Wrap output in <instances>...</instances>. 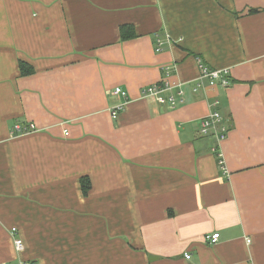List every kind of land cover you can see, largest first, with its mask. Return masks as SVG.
Segmentation results:
<instances>
[{"label":"crops","instance_id":"0c3cea01","mask_svg":"<svg viewBox=\"0 0 264 264\" xmlns=\"http://www.w3.org/2000/svg\"><path fill=\"white\" fill-rule=\"evenodd\" d=\"M168 66L175 109L142 96ZM0 264H264V0H0Z\"/></svg>","mask_w":264,"mask_h":264},{"label":"built area","instance_id":"2783aa9c","mask_svg":"<svg viewBox=\"0 0 264 264\" xmlns=\"http://www.w3.org/2000/svg\"><path fill=\"white\" fill-rule=\"evenodd\" d=\"M156 47L158 51H161L163 47L162 41L159 39L156 42ZM200 67V79L202 82L203 79L210 82L211 85L220 84L223 87H229L231 84L230 81V71L228 69H211L210 67L204 65L203 63L199 64ZM175 66H168L166 68V76L158 83L148 86L142 92L144 98H154L162 106H167L171 109H175L183 105L186 100V91L185 84L173 80V73L175 71ZM202 84V83H201ZM194 93L198 92L197 88H194ZM113 96L121 98L123 101L114 105L111 108V116L114 120H117L121 113H123L127 106L130 104V97L128 92L124 91L122 88H116L112 92ZM199 130L201 136H210L217 139L219 143L225 141L229 135V127L225 118L218 111L211 112L208 116L203 118L199 125ZM37 131V128L34 124H29L27 126L15 125L12 134L14 135H23L31 132ZM65 136H68L67 131L64 132ZM16 230H13V233ZM220 239V234L216 233L210 236H207L208 242L211 244H216ZM24 244L22 239L15 240V248L17 252L23 250Z\"/></svg>","mask_w":264,"mask_h":264},{"label":"trees","instance_id":"16d2710c","mask_svg":"<svg viewBox=\"0 0 264 264\" xmlns=\"http://www.w3.org/2000/svg\"><path fill=\"white\" fill-rule=\"evenodd\" d=\"M121 36L122 40H128L136 37V34L133 32L132 26L126 25L121 28ZM19 68L21 76H30L35 73L34 67L25 62H21ZM80 184L84 194L87 195L91 187L90 179L88 177H83L80 180Z\"/></svg>","mask_w":264,"mask_h":264},{"label":"rangeland","instance_id":"374dc122","mask_svg":"<svg viewBox=\"0 0 264 264\" xmlns=\"http://www.w3.org/2000/svg\"><path fill=\"white\" fill-rule=\"evenodd\" d=\"M185 100H186V96H185ZM210 137V136H209ZM14 233H16V232H14Z\"/></svg>","mask_w":264,"mask_h":264}]
</instances>
